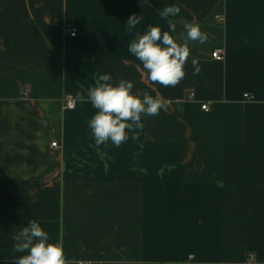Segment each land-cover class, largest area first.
Listing matches in <instances>:
<instances>
[{
	"label": "crops",
	"instance_id": "1",
	"mask_svg": "<svg viewBox=\"0 0 264 264\" xmlns=\"http://www.w3.org/2000/svg\"><path fill=\"white\" fill-rule=\"evenodd\" d=\"M181 17L208 40L189 42L180 84L152 83L128 45ZM97 73L168 107L97 147ZM31 219L70 264H264V0H0V264L26 254L11 235Z\"/></svg>",
	"mask_w": 264,
	"mask_h": 264
},
{
	"label": "clouds",
	"instance_id": "2",
	"mask_svg": "<svg viewBox=\"0 0 264 264\" xmlns=\"http://www.w3.org/2000/svg\"><path fill=\"white\" fill-rule=\"evenodd\" d=\"M181 8L168 5L160 12L161 18L178 17ZM141 17L135 14L129 17L126 24L129 31L136 28ZM177 24L183 30L176 33ZM170 31H162L158 26H148L144 34L136 33V39L128 45V51L139 60L152 83L164 87H175L185 78L184 66L191 55L189 42L204 44L208 36L200 25L184 18L168 20ZM170 33H176L173 36ZM193 76L199 75L201 66L197 58L191 60ZM95 86L87 91V101L96 109L88 122L95 145H106L110 141L119 147L129 139H138L137 130L143 128L142 117L157 116L166 110L168 104L160 97H153L148 92L134 94V83L131 80L119 79L112 82L111 74H96ZM81 102H85L82 93H78ZM14 253H26L14 256L15 264H70L66 259L62 242L52 243L50 236L41 224L31 219L27 226L11 235Z\"/></svg>",
	"mask_w": 264,
	"mask_h": 264
},
{
	"label": "built area",
	"instance_id": "3",
	"mask_svg": "<svg viewBox=\"0 0 264 264\" xmlns=\"http://www.w3.org/2000/svg\"><path fill=\"white\" fill-rule=\"evenodd\" d=\"M223 18H220V20H222ZM66 32H68L70 34L71 37H75L77 35V31L75 28H67ZM212 58L213 60L217 61V62H221L224 60L225 58V52L223 49H217L212 53ZM194 93H190L189 94V99L192 100L194 98ZM244 98L246 100H253L254 97L252 95L249 94H245ZM76 108V100L73 96L68 95L66 96L65 100H64V109L67 110H74ZM202 110L204 111H209V105L207 103L202 105ZM58 144L57 143H52V147L58 149ZM248 261L255 263L256 262V256L255 255H249L248 256ZM163 264V263H161Z\"/></svg>",
	"mask_w": 264,
	"mask_h": 264
}]
</instances>
